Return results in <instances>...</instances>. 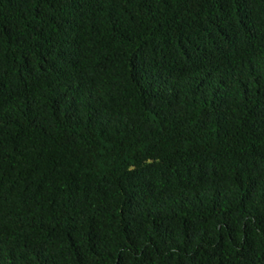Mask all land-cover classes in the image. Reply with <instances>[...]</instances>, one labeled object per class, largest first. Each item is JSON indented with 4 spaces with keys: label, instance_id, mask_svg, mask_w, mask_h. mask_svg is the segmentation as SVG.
<instances>
[{
    "label": "trees",
    "instance_id": "obj_1",
    "mask_svg": "<svg viewBox=\"0 0 264 264\" xmlns=\"http://www.w3.org/2000/svg\"><path fill=\"white\" fill-rule=\"evenodd\" d=\"M0 264H264V0H0Z\"/></svg>",
    "mask_w": 264,
    "mask_h": 264
}]
</instances>
